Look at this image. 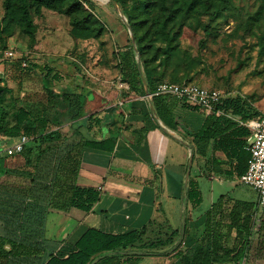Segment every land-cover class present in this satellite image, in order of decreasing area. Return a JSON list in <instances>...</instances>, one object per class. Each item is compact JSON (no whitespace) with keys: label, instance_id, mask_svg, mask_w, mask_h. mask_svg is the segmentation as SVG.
<instances>
[{"label":"crops","instance_id":"0c3cea01","mask_svg":"<svg viewBox=\"0 0 264 264\" xmlns=\"http://www.w3.org/2000/svg\"><path fill=\"white\" fill-rule=\"evenodd\" d=\"M15 67L10 63L6 70L12 71L11 91L19 99L29 96L32 88L25 86L24 76L14 73ZM37 67L41 69V106L46 87L56 93L69 88L87 97L86 125L80 128L85 138L101 140L116 134L111 152L81 154L75 183L98 192V200L87 212L76 208L49 212L47 240L60 247L76 244L91 231L109 235L134 231L123 250L105 255L104 264H264V205H258L252 189L253 198L241 189L232 195L228 191L231 185L239 189L238 178L247 168L249 132L238 123V114L223 105L212 116L216 120L206 126L209 114L175 96L155 95V89L148 93L146 82L144 94L138 95L124 82L95 83L61 70H51L46 78L50 68L44 63ZM18 140L7 139L8 148ZM7 156L20 157L13 167L6 162L7 168L24 166L21 155ZM1 177L7 178L0 180V185L6 184L0 186V201L3 191L10 196L15 190L12 185L23 180L11 174ZM189 182L200 194L198 203L185 196ZM206 190L209 201L202 208ZM245 227L247 245L235 260L243 246L238 229ZM150 245L146 250L155 255L140 256Z\"/></svg>","mask_w":264,"mask_h":264},{"label":"trees","instance_id":"16d2710c","mask_svg":"<svg viewBox=\"0 0 264 264\" xmlns=\"http://www.w3.org/2000/svg\"><path fill=\"white\" fill-rule=\"evenodd\" d=\"M113 1L119 5L135 39L133 46L126 47L118 54L120 78L127 83L129 91L138 95L144 94L142 79L147 84L148 93L163 82L151 74L153 68L145 59L146 46L142 44L145 34H139L144 25L148 23L154 33L162 34L169 43L175 39V35L170 37L174 29L181 31L193 18H206L198 29L209 36L210 23L228 11L232 3V0ZM84 3V0H6L5 16L21 28L31 45L36 33L32 15L39 16L43 9L66 15L73 29L89 30L96 38L104 32V25L85 9ZM260 47L264 49L261 43ZM140 67L145 75L141 74ZM16 70L19 75L27 72L21 62ZM50 73L51 69H48L45 77ZM5 87L0 86V137L9 140L27 136L30 140L19 154L24 166L17 170L7 168V154L0 152V176L11 174L23 179L21 183L12 185L15 190L10 196H6L5 191L1 195L0 264H91L93 261L94 264H104L105 255L123 250L135 236L134 231L119 235L91 231L74 245L58 247L54 241L45 238L44 230L49 212H67L71 208L87 212L98 200V192L80 188L75 183L81 154L88 150L111 152L116 134L111 133L101 140L87 139L81 134V126L86 125L84 110L87 97L84 94L69 88L56 93L51 87H46V101L39 113H33L17 99L13 106L5 104ZM223 105L238 107L240 104L236 100H224ZM246 107L236 111L241 120L260 116ZM209 115L206 126L208 122L216 120L212 118L213 114ZM65 125L73 136L60 131ZM185 196L191 203L201 201L192 182L188 183ZM246 235V227L244 230L238 229V238L243 246L236 251L235 260L243 255L247 245ZM6 245L9 249L5 248ZM152 247H144L140 256L155 255V252L146 250ZM37 253L40 254L39 258Z\"/></svg>","mask_w":264,"mask_h":264},{"label":"rangeland","instance_id":"374dc122","mask_svg":"<svg viewBox=\"0 0 264 264\" xmlns=\"http://www.w3.org/2000/svg\"><path fill=\"white\" fill-rule=\"evenodd\" d=\"M5 1L0 0V50L15 52V59H7L0 54V86L8 89L3 96L5 104L13 106L17 99L33 113L40 112L43 94L39 82L41 69L37 66L41 68V63L56 72L61 70L66 75L77 74L81 79H90L95 83L114 80L123 83L118 54L133 46L135 39L115 1L84 0L85 9L104 25V32L96 38L89 30L73 29L66 15L43 9L39 16L32 15L36 27L33 45L21 28L6 18ZM188 22L181 31L174 29L170 37L175 35V39L169 43L162 34L154 33L148 23L141 28L139 34H145L142 40L146 46L145 59L153 68L151 74L166 82H192L218 89L225 100L239 102L238 107L225 105L234 114L239 115L236 111L246 106L250 112L263 114L264 49H261L260 43L264 46V0H232L230 9L210 23L209 36L198 29L206 18L197 17ZM153 57L155 60H152ZM136 59L139 60V57ZM23 61L27 63L25 68L28 72L21 75L26 78L25 86L32 89L29 96L23 95L18 99L12 95V71H7L6 66ZM140 72L145 75L141 67ZM14 73H18L16 69ZM62 130L70 137L66 126ZM0 142L1 153L5 154L9 146L7 139L0 137ZM16 159L20 157L7 156L6 162L13 167L17 165ZM6 178L1 177L0 180ZM230 188L231 195L240 189L249 197L254 194L243 185L239 189L233 185ZM218 195L215 193L214 197ZM208 197L206 190L202 195V208L208 205Z\"/></svg>","mask_w":264,"mask_h":264},{"label":"built area","instance_id":"2783aa9c","mask_svg":"<svg viewBox=\"0 0 264 264\" xmlns=\"http://www.w3.org/2000/svg\"><path fill=\"white\" fill-rule=\"evenodd\" d=\"M0 54L7 59H15V52L10 49L0 50ZM22 67H27L26 62H21ZM155 95L175 96L186 103L196 106L207 114H219L225 97L215 88H205L198 84L174 83L163 81L155 88ZM248 129L247 168L239 176L238 183L252 189L257 196L259 206L264 205V113L259 117L238 121ZM28 141L26 136H21L17 142L6 149L7 155L20 154Z\"/></svg>","mask_w":264,"mask_h":264},{"label":"water","instance_id":"95a60500","mask_svg":"<svg viewBox=\"0 0 264 264\" xmlns=\"http://www.w3.org/2000/svg\"><path fill=\"white\" fill-rule=\"evenodd\" d=\"M130 31V30H129ZM130 33H131V31H130ZM134 45V44H133ZM142 82H143V84H144V87H146V84H145V81H144V79H142Z\"/></svg>","mask_w":264,"mask_h":264},{"label":"bare ground","instance_id":"6f19581e","mask_svg":"<svg viewBox=\"0 0 264 264\" xmlns=\"http://www.w3.org/2000/svg\"><path fill=\"white\" fill-rule=\"evenodd\" d=\"M100 1H104V2H105V1H107V0H100Z\"/></svg>","mask_w":264,"mask_h":264}]
</instances>
